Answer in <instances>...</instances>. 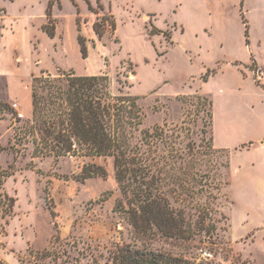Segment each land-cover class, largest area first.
Masks as SVG:
<instances>
[{
    "label": "rangeland",
    "instance_id": "rangeland-1",
    "mask_svg": "<svg viewBox=\"0 0 264 264\" xmlns=\"http://www.w3.org/2000/svg\"><path fill=\"white\" fill-rule=\"evenodd\" d=\"M47 1L0 0V264H106L123 243L191 264H264V0H77L81 32L64 0L54 37L41 29ZM70 69L108 74L113 92L140 97L141 129L172 135L164 189L187 239L136 237L112 157L33 153V78ZM90 163L107 175L85 178Z\"/></svg>",
    "mask_w": 264,
    "mask_h": 264
},
{
    "label": "trees",
    "instance_id": "trees-1",
    "mask_svg": "<svg viewBox=\"0 0 264 264\" xmlns=\"http://www.w3.org/2000/svg\"><path fill=\"white\" fill-rule=\"evenodd\" d=\"M97 2L102 7V0ZM51 6L52 2L49 15ZM99 24L102 25L100 21L94 23V30L101 35ZM44 31L55 36L52 19ZM78 38L82 54L87 57L86 38L81 33ZM139 100V96L122 90L113 92L108 74H79L70 69L60 70L56 75L34 76L32 116L25 122L23 138L33 143V153L38 156L112 157L122 194L117 208L125 214L136 237L149 241L185 240L188 238L185 211L173 206L164 189L165 164L161 163L163 156L159 154L172 135L164 126L152 130L140 128L144 112ZM209 114L213 118L211 111ZM106 175V168L98 163H90L83 169L85 178ZM106 264L191 262L145 244L123 243L108 249Z\"/></svg>",
    "mask_w": 264,
    "mask_h": 264
},
{
    "label": "crops",
    "instance_id": "crops-1",
    "mask_svg": "<svg viewBox=\"0 0 264 264\" xmlns=\"http://www.w3.org/2000/svg\"><path fill=\"white\" fill-rule=\"evenodd\" d=\"M86 1L88 2L87 5H88L89 9H91L90 6L93 7V5L91 3V0H86ZM50 2H52V6L50 8V15H49L47 12H48V8H49V3ZM71 2L74 5V7L76 8V11H77V14H78V18H77L78 31L81 32L80 23H79V16H80V13H81V4L78 3L77 0H71ZM96 2H97V0H96ZM97 4H98V2H97ZM55 5H57L59 7V9L64 8V0H56V1L48 0L47 1V6H46V10H45V15L47 17V22L44 23V24H42L43 22L41 23L42 24L41 29L43 31H44V26L49 22V19H52L53 23L55 24V17H53L54 16L53 12H54ZM93 10H94V7H93ZM55 30H56V25H55Z\"/></svg>",
    "mask_w": 264,
    "mask_h": 264
}]
</instances>
